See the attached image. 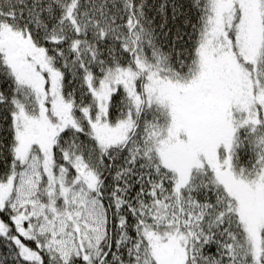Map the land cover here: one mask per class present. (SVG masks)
I'll return each instance as SVG.
<instances>
[{
	"label": "snow or ice",
	"instance_id": "snow-or-ice-1",
	"mask_svg": "<svg viewBox=\"0 0 264 264\" xmlns=\"http://www.w3.org/2000/svg\"><path fill=\"white\" fill-rule=\"evenodd\" d=\"M0 264H264V0H0Z\"/></svg>",
	"mask_w": 264,
	"mask_h": 264
}]
</instances>
